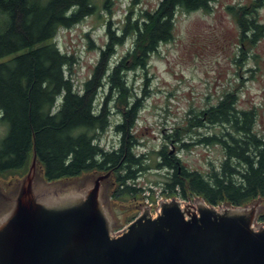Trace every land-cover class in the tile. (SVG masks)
I'll return each instance as SVG.
<instances>
[{
	"label": "trees",
	"instance_id": "trees-1",
	"mask_svg": "<svg viewBox=\"0 0 264 264\" xmlns=\"http://www.w3.org/2000/svg\"><path fill=\"white\" fill-rule=\"evenodd\" d=\"M103 0V5L106 2ZM136 0H132L135 2ZM213 0H159L151 9L138 16L126 13L116 30L107 20L106 41L99 49L93 70L80 88L64 72L70 56L60 50L54 37L60 27H68L93 13L96 0H0V171L20 165L29 150L31 138L38 159L45 163L48 181L62 174L71 175L81 167L111 166L123 179L120 191L135 193L132 185L145 167L144 153L133 150L137 141L131 133L142 107L140 97L125 100L126 108L114 124L119 132L118 144L110 149L99 144L100 133L109 123L108 101L116 93L128 92L127 70L146 69L150 55L161 42L173 37L178 10H209ZM264 0L251 4L228 5L236 17L240 40L254 44L264 36V22L257 18V8ZM128 36L133 45L115 62L110 58L116 46ZM106 89L96 103L101 88ZM132 96V95H131ZM234 91H225L215 103L198 110L188 109L186 122L165 134L169 143L156 149L155 167L166 170L163 190L184 191L181 171L193 191L206 196L212 203L222 195L221 186L231 202L256 192H264V132L256 129L254 107H239ZM208 124L218 127L201 132ZM196 144H218L222 158L211 163L207 171L184 164L178 151ZM114 194V193H113ZM264 218V208L256 219Z\"/></svg>",
	"mask_w": 264,
	"mask_h": 264
},
{
	"label": "water",
	"instance_id": "water-1",
	"mask_svg": "<svg viewBox=\"0 0 264 264\" xmlns=\"http://www.w3.org/2000/svg\"><path fill=\"white\" fill-rule=\"evenodd\" d=\"M111 166L81 167L48 182L33 137L25 157L0 171V264H264V192L212 203L193 191H120ZM138 210L132 219H125ZM122 222V226L113 228Z\"/></svg>",
	"mask_w": 264,
	"mask_h": 264
},
{
	"label": "rangeland",
	"instance_id": "rangeland-1",
	"mask_svg": "<svg viewBox=\"0 0 264 264\" xmlns=\"http://www.w3.org/2000/svg\"><path fill=\"white\" fill-rule=\"evenodd\" d=\"M96 10L68 27H60L54 37L59 49L70 56L64 67L76 88H80L91 74L106 41L107 20L111 27L122 24L126 13L136 17L144 10L153 9L159 0H96ZM253 0H213L209 10H178L175 15L173 37L161 42L150 55L146 69L127 70L128 94L123 97L112 94L108 101L109 123L100 133L98 142L106 149L118 144L120 134L114 124L121 118V111L131 102V97L142 100L132 134L137 141L133 150L144 153V168L132 185L140 187L136 192L158 195L163 192L162 182L166 170L155 167L156 149L169 143L165 134L172 133L177 125L186 122L188 109L198 110L215 103L225 91H234L239 107H254L257 111L256 129L264 132V36L254 44L240 40L236 17L227 8L251 4ZM257 18L264 22V3L257 8ZM133 36H128L116 46L110 58L115 62L132 48ZM106 89L99 91L98 101ZM132 95V96H131ZM125 100L129 101L125 104ZM208 124L199 128L207 132L217 128ZM177 150L185 165L207 171L211 163L222 158L218 144H196L189 149ZM118 172V171H117ZM48 182H51L49 180ZM119 184L111 190L115 196ZM135 192V193H136ZM114 193V194H113ZM193 199V194H189ZM138 210L125 216L132 219ZM118 222L113 228L122 226Z\"/></svg>",
	"mask_w": 264,
	"mask_h": 264
}]
</instances>
